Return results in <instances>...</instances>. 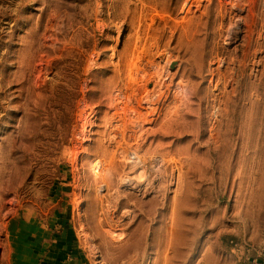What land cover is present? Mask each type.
Here are the masks:
<instances>
[{
    "label": "rangeland",
    "instance_id": "obj_1",
    "mask_svg": "<svg viewBox=\"0 0 264 264\" xmlns=\"http://www.w3.org/2000/svg\"><path fill=\"white\" fill-rule=\"evenodd\" d=\"M168 57L179 86L150 119L137 86ZM154 157L165 199L123 189ZM95 158L118 159L110 190ZM69 200L94 264H240L264 233V0H0V264L13 215Z\"/></svg>",
    "mask_w": 264,
    "mask_h": 264
},
{
    "label": "crops",
    "instance_id": "obj_2",
    "mask_svg": "<svg viewBox=\"0 0 264 264\" xmlns=\"http://www.w3.org/2000/svg\"><path fill=\"white\" fill-rule=\"evenodd\" d=\"M257 60L255 71H259ZM59 201V200H57ZM73 202L61 204L62 217L38 219L34 212L15 214L7 222L10 264H94L85 246L70 227ZM58 230V231H57ZM249 241V240H248ZM244 239V257L240 264H264V233L254 242Z\"/></svg>",
    "mask_w": 264,
    "mask_h": 264
},
{
    "label": "bare ground",
    "instance_id": "obj_3",
    "mask_svg": "<svg viewBox=\"0 0 264 264\" xmlns=\"http://www.w3.org/2000/svg\"><path fill=\"white\" fill-rule=\"evenodd\" d=\"M170 58L168 57L166 61V68L162 72V74L156 73L158 71V65L157 64H152L151 68L155 70V75H149L143 77L142 81L139 83L137 86V92L138 93H145L146 91H150L148 94L151 98L148 99L150 102V108H151V116L150 119L155 118L156 114L162 113L164 106L167 104L169 100V94L172 88L178 87L179 84L173 83L171 80H169V68L168 65L170 66L171 61H169ZM178 65V62L173 63V68H175ZM148 85H151V88L148 89ZM98 112L96 109H92V111L89 113V121L91 124V128L87 131V139H92L91 138V131H93L94 127L96 126V120L93 119V116H97ZM126 108L121 107V113L118 115V118L116 117L117 121L121 120L123 121L124 118L126 117ZM92 116V117H91ZM131 126L129 129H137V130H143L145 127H147L150 124V121H145L142 118V113L136 112L131 115ZM150 127V126H149ZM124 131H128L129 129L123 128ZM148 129V128H146ZM119 135H125L127 137V133L125 132L123 134L122 131L119 132ZM142 138L145 134L141 133ZM140 140V136L136 138L134 137V140ZM138 147L134 148L130 144L128 146L120 147L119 148V153L121 157H128L130 159H137L139 158L138 152H137ZM78 154V158H83L87 157L89 155L88 150L86 149H80ZM118 159L115 160H108L106 161L105 164H103L102 159L95 158L92 160L91 166L93 167L94 173L99 176V172L101 173L103 170H105V174H101V191H104L105 189L110 190V187H112V177L108 176V171H111L114 168H118L117 166ZM140 166L138 169L139 175H129L127 176L124 181L122 180L123 183V189H132L136 192H140L143 196H150L151 194L159 195L163 199L166 197V192L162 189V187L159 185L160 183V177H155L153 176L154 171H160V170H165L166 166V161L162 157H154L151 162H138L132 165V168ZM126 175V174H125ZM124 178V176H122ZM109 205V204H108ZM85 206V200L82 202H78V210H83Z\"/></svg>",
    "mask_w": 264,
    "mask_h": 264
}]
</instances>
